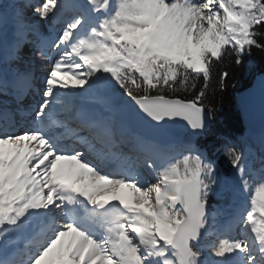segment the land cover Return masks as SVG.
Returning a JSON list of instances; mask_svg holds the SVG:
<instances>
[{"label": "snow or ice", "instance_id": "6c2138e0", "mask_svg": "<svg viewBox=\"0 0 264 264\" xmlns=\"http://www.w3.org/2000/svg\"><path fill=\"white\" fill-rule=\"evenodd\" d=\"M12 3L6 48L0 4V63L10 65L8 73L0 68V95L20 102L36 94L33 51L49 67L29 126L18 128L0 109V264H264V140L259 170L243 150L225 146L241 203L218 233L210 211L221 183L215 164L190 142L158 165L149 157L159 148L132 128L208 133L213 69L264 51V0ZM229 75L219 71V90ZM98 89L103 94L91 97ZM72 112L75 127L61 119ZM144 165L152 181H141Z\"/></svg>", "mask_w": 264, "mask_h": 264}, {"label": "trees", "instance_id": "16d2710c", "mask_svg": "<svg viewBox=\"0 0 264 264\" xmlns=\"http://www.w3.org/2000/svg\"><path fill=\"white\" fill-rule=\"evenodd\" d=\"M261 42L264 43V40ZM251 61L253 64H250ZM221 70H227L230 73L228 87L223 91L217 87L218 73ZM261 73H264V51L256 48L252 49L251 55L246 54L243 57V63L239 66L235 64L232 57L223 65L213 69L211 86L204 98V105L206 108L215 110V119L212 121L209 132L201 136L196 141V145L205 150L208 159L216 161L227 168V171L231 164L225 155V146L232 145L233 140L244 130L235 107V95L250 87L253 79ZM197 83L202 86V78ZM114 93L119 97L123 90L117 86ZM189 95L183 91L178 93L180 97Z\"/></svg>", "mask_w": 264, "mask_h": 264}, {"label": "water", "instance_id": "95a60500", "mask_svg": "<svg viewBox=\"0 0 264 264\" xmlns=\"http://www.w3.org/2000/svg\"><path fill=\"white\" fill-rule=\"evenodd\" d=\"M235 107L244 128L256 134L264 128V73L257 76L250 87L235 96ZM135 132H144L147 139L162 145L168 143H192L193 137L181 126H174L162 134H153L146 127L132 124Z\"/></svg>", "mask_w": 264, "mask_h": 264}, {"label": "rangeland", "instance_id": "374dc122", "mask_svg": "<svg viewBox=\"0 0 264 264\" xmlns=\"http://www.w3.org/2000/svg\"><path fill=\"white\" fill-rule=\"evenodd\" d=\"M0 4L3 5L5 11L8 13V17L11 18V13L13 11V3H12V0H0ZM25 14L30 19H38V18H36L34 16V9H31V8L26 9L25 10ZM40 24L42 25V31H44L45 34H48V30H46V29H48L47 26H45V29H44L43 28L44 25H43V22L42 21L40 22ZM8 29H9V25L6 24L5 25V29H4V37L5 38H8L10 36L9 33L12 32L11 29L8 32ZM5 38H3V45H4V47H6ZM0 55H1V53H0ZM33 55H34V57H32V59L35 61L34 66H33L34 67L33 72H34L35 78L37 79L36 80V83H37V82H40V80L42 81V79H44V77L47 75V71H48V67L49 66H48L47 61H43L42 60L43 61V65L40 64V63H38L37 60L39 59V57L36 54H33ZM250 64H253V62L251 61ZM39 84H41V83H39ZM102 94H103V90H99L98 89L95 92L91 93L90 96L91 97H96V96L102 95ZM245 154L248 155V157H250V155L248 153L245 152ZM149 159L155 160L154 157H149ZM256 165H254V163L252 164V166L257 170L258 167H256ZM260 167H261V165H260ZM143 168H144V166H143ZM145 169L146 170H149V168H147V166H145ZM217 172H218V176H219L220 181H221L220 187L217 189L216 194H214L210 199L211 200H214V198L215 199H221V202L218 205V207L214 210L216 212L214 226H215V223H219L220 222V220L223 217L222 216L223 213H225V215H226L227 212L230 211V208L233 207L232 205L238 204V203L240 204L241 203V198L238 197V196H236V195H234L232 193V191H231L234 183L238 186V180H237V178H235L234 183L231 184V182L222 173L221 170H218L217 169ZM235 177H236V174H235Z\"/></svg>", "mask_w": 264, "mask_h": 264}, {"label": "bare ground", "instance_id": "6f19581e", "mask_svg": "<svg viewBox=\"0 0 264 264\" xmlns=\"http://www.w3.org/2000/svg\"><path fill=\"white\" fill-rule=\"evenodd\" d=\"M6 23H8V22H6ZM43 28L45 29V26H43ZM11 29V33H9V37L8 38H5V43H6V45L8 44V42L12 39V35H13V28H12V26H9V29H8V32H9V30ZM46 30H48V29H46ZM49 31V30H48ZM7 37V36H6ZM10 43V42H9ZM6 48V47H5ZM33 54H35V52L33 53ZM1 55H2V53H1ZM32 57H34V55L32 56ZM37 60V59H36ZM38 61V63H40V64H42L43 65V61L41 60V59H38L37 60ZM34 63H35V61H34ZM1 65H0V68H3V70L5 71V73H8V72H10V71H8V70H5L4 69V67H3V65H6L7 67H9L10 68V65L7 63V62H4V64H2V63H0ZM34 66V65H33ZM33 69H34V67H33ZM37 80V79H36ZM41 87H42V85H40V84H37L36 82H35V88H36V94L37 93H39V91L38 90H40L41 89ZM10 97H12V96H10V94H4V95H1L0 96V109H4V108H16L14 105H12V102H10L11 100V98ZM13 98V97H12ZM14 99V98H13ZM85 106L86 107H88V110H93V111H96V112H98V109H100V107H99V105H92V104H85ZM262 133H264V129L262 130V132H261V134ZM138 134H140V135H142V136H145V134H144V132H142V131H140ZM148 174H152V171L150 170V171H148ZM142 177H145L144 175H142ZM148 181H151V180H149V179H147ZM214 213V212H213ZM225 215V213H223L222 214V216H224ZM226 216V215H225ZM229 218V217H228ZM217 224H219V223H215V226H214V229L217 227ZM226 224V223H225ZM222 225H224V224H222ZM227 226L228 225H224V228L226 229L227 228ZM223 228L221 227L220 228V230H222ZM215 231H216V229H215Z\"/></svg>", "mask_w": 264, "mask_h": 264}]
</instances>
